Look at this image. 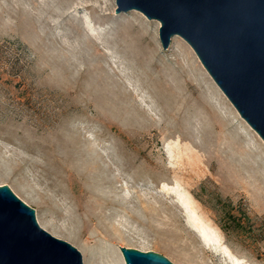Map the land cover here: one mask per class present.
<instances>
[{
  "label": "rangeland",
  "instance_id": "1",
  "mask_svg": "<svg viewBox=\"0 0 264 264\" xmlns=\"http://www.w3.org/2000/svg\"><path fill=\"white\" fill-rule=\"evenodd\" d=\"M79 1L56 17L67 0H0V185L84 264H125L120 247L228 264L205 228L264 264V141L182 37L164 49L158 21ZM115 42L143 71L114 62Z\"/></svg>",
  "mask_w": 264,
  "mask_h": 264
},
{
  "label": "water",
  "instance_id": "2",
  "mask_svg": "<svg viewBox=\"0 0 264 264\" xmlns=\"http://www.w3.org/2000/svg\"><path fill=\"white\" fill-rule=\"evenodd\" d=\"M160 23L164 49L182 37L239 115L264 141V0H116ZM125 264H175L120 247ZM0 264H84L82 252L42 228L36 210L0 185Z\"/></svg>",
  "mask_w": 264,
  "mask_h": 264
},
{
  "label": "bare ground",
  "instance_id": "3",
  "mask_svg": "<svg viewBox=\"0 0 264 264\" xmlns=\"http://www.w3.org/2000/svg\"><path fill=\"white\" fill-rule=\"evenodd\" d=\"M45 1H49V0H45ZM73 5L75 6V8L71 11H80V10L85 9V5L83 4L82 1L67 0L66 3L64 2V3L55 4L53 8H50L51 9L50 11L53 16L59 17V16L64 15V13L66 12L65 10ZM83 25L85 26L86 29L90 28V25L84 18H83ZM112 49L115 53L116 59H113L115 63L124 64V66L130 68L136 75L138 74L137 69H140L141 71H143L142 66L144 65V63L141 62L139 63V65L137 64L135 56H133L130 53L126 43L115 42L112 45ZM191 201H192L191 210L194 213L195 224L201 227H205L206 221L204 217L199 213L198 208L195 205V202L193 200ZM200 237L202 238L203 242L207 246H209L210 248L215 247L216 251H218L223 257H225L228 264H239L238 260L233 259V257L227 250V247L225 246V244L221 242L220 233L217 230L213 228L212 229L205 228V232L200 233Z\"/></svg>",
  "mask_w": 264,
  "mask_h": 264
}]
</instances>
